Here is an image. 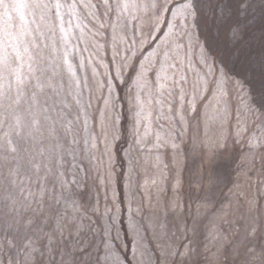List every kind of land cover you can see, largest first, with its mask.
<instances>
[{"label": "snow or ice", "instance_id": "snow-or-ice-1", "mask_svg": "<svg viewBox=\"0 0 264 264\" xmlns=\"http://www.w3.org/2000/svg\"><path fill=\"white\" fill-rule=\"evenodd\" d=\"M101 29L110 30L113 60L121 62L94 91L77 69L91 63ZM236 62L239 72L231 67ZM125 69L136 143L151 123L150 85L155 104L181 121L209 94L222 118L235 94L240 112L264 124V0H0V264H109L110 226L97 243L77 177L99 143L97 115L88 109L93 99L102 102L96 113L107 148L125 102L113 80L124 83ZM249 143L264 147L256 138ZM128 175L131 184L132 169ZM250 204L256 214L233 248V264H264V213ZM130 228L138 232L135 222ZM192 251L160 248L164 264H184Z\"/></svg>", "mask_w": 264, "mask_h": 264}, {"label": "rangeland", "instance_id": "rangeland-1", "mask_svg": "<svg viewBox=\"0 0 264 264\" xmlns=\"http://www.w3.org/2000/svg\"><path fill=\"white\" fill-rule=\"evenodd\" d=\"M101 33L96 37L100 47L92 49L91 63L86 59V67L77 69L78 75L90 78L94 91L95 81L106 79V74L114 77L121 62L120 56L113 60L110 30L101 29ZM218 39L222 45L228 42L226 34ZM83 55L89 57L88 52ZM190 56L195 63L197 50ZM231 67L233 72L240 71L238 62ZM130 75L125 69L124 83L113 80L114 91L125 102L116 128L108 129L107 148L102 118L96 113L102 102L93 99L88 109L89 116L97 115L95 134L99 143L91 158L85 153L86 171L77 177L85 223L91 217L97 243L105 227L110 226L113 257L109 264H164L160 248L168 244L193 249L184 264H233V248L245 234L250 217L256 214L250 212V202L264 213V147L253 149L249 143L253 138L264 141V124L240 112L235 94L222 118L215 116L209 94L181 121L166 106L155 104L157 93L150 85L151 123L147 136L136 143L131 105L127 103ZM255 87L259 88L258 81ZM88 127H93L91 119ZM112 133L117 139H112ZM140 133L144 134L143 127ZM173 142L178 148L172 147ZM221 142L226 147H218ZM74 171L69 168V180ZM131 222L138 232L130 228Z\"/></svg>", "mask_w": 264, "mask_h": 264}]
</instances>
